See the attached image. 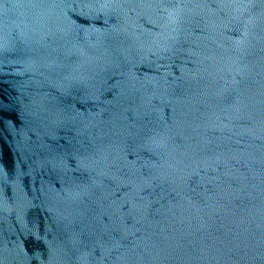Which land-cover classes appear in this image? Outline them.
Instances as JSON below:
<instances>
[{
	"label": "water",
	"instance_id": "95a60500",
	"mask_svg": "<svg viewBox=\"0 0 264 264\" xmlns=\"http://www.w3.org/2000/svg\"><path fill=\"white\" fill-rule=\"evenodd\" d=\"M0 264H264V0H0Z\"/></svg>",
	"mask_w": 264,
	"mask_h": 264
}]
</instances>
